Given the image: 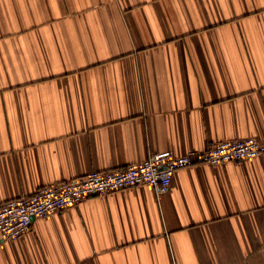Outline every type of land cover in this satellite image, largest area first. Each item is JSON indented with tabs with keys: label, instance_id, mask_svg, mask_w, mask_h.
<instances>
[{
	"label": "crops",
	"instance_id": "1",
	"mask_svg": "<svg viewBox=\"0 0 264 264\" xmlns=\"http://www.w3.org/2000/svg\"><path fill=\"white\" fill-rule=\"evenodd\" d=\"M264 139V0H0V203L153 153ZM0 235V264H264V158L176 171Z\"/></svg>",
	"mask_w": 264,
	"mask_h": 264
},
{
	"label": "built area",
	"instance_id": "2",
	"mask_svg": "<svg viewBox=\"0 0 264 264\" xmlns=\"http://www.w3.org/2000/svg\"><path fill=\"white\" fill-rule=\"evenodd\" d=\"M264 158V139L251 136L227 139L203 151L178 155L167 150L151 154L141 162L119 170L93 171L86 175L45 185L30 195L0 203V235L3 240H17L31 231L33 221L76 207L97 195L147 185L160 196L172 188L179 169L196 164L223 165Z\"/></svg>",
	"mask_w": 264,
	"mask_h": 264
}]
</instances>
